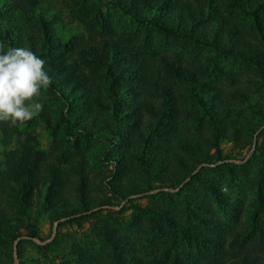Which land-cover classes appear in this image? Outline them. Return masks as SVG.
<instances>
[{"label":"rangeland","instance_id":"rangeland-1","mask_svg":"<svg viewBox=\"0 0 264 264\" xmlns=\"http://www.w3.org/2000/svg\"><path fill=\"white\" fill-rule=\"evenodd\" d=\"M182 1L196 5L204 0ZM242 1L235 0L233 6L232 0L222 2L226 16L235 24L249 22V18L243 15L237 17ZM8 6L23 26L27 39L40 36L45 23L52 31L54 41L61 42V48L54 54L55 59L87 77L89 82L105 83L101 77L102 65L95 59V48L101 50L114 43L126 50L130 59L137 61L144 70L141 76L143 85L138 90L143 129L151 123L161 122L156 118L160 110H170L164 107L168 99L166 90L173 92V108L177 114L175 118L167 112L165 122L171 134L162 140V149L154 152L167 157L168 165L161 176L163 179L173 176L176 187L162 186V182L168 184V179L161 184L160 181L154 182L151 189L143 185L141 168L137 171L128 168L126 176L114 182L116 164L110 154H122L124 148L115 149L111 137L104 133L83 135L76 125L67 123L64 115L68 107L71 111H78L79 106L73 100L71 104L65 101L63 91L51 87L42 90L43 111L22 125L10 126L0 122L2 173L8 171L30 147L43 165L48 162L59 164L57 157L64 154L66 158L60 166L66 169L71 181L65 190L69 203L58 197L55 208L41 207L44 194L42 196L34 190L32 219L22 216L26 222L12 230L18 237L12 244L13 264H74L75 258L79 260L80 255L86 253L100 261L106 248L102 234L114 228L117 233L142 245L145 262L150 264L152 257L161 255L165 247L163 240L168 235H160L163 233L150 223L149 208L170 203L177 210L182 209V204L192 208L196 203L213 207L215 202L210 187L220 189L226 202L236 204L237 209L234 213L218 209L213 215V219L225 222L228 228L222 251L206 250L207 258L221 259V264H238L246 249L241 252L237 239L246 236V227L252 224L259 190L264 199V43L258 35L250 27H243V41L256 45L260 53L249 58L205 47L182 35L166 34L143 18H134L120 8L118 0H0V12ZM0 43L7 48L1 34ZM167 63L187 68L217 87L224 93L225 100L235 107L234 121L226 124L219 140L207 144L213 137L212 129L201 121L200 107L187 82L179 77L173 79L170 72H166ZM179 135L199 141L207 161H202L203 155L192 159L185 154L177 142ZM177 157H182L185 164L179 165ZM79 163L85 164L83 170L88 177L87 194L91 203L88 207H80L76 202L73 209L78 211L76 214L56 221L52 213L57 207L64 209L63 206L75 203L76 190L72 184L78 178L73 169ZM153 168L155 171V166ZM4 176L0 172L1 182ZM112 184L117 190L132 194L116 196ZM12 195H3L0 206L10 213H19L14 205L18 200ZM176 216L182 223L179 231L190 237L187 242H194L192 237L207 235V232L199 233L201 229L187 214L179 212ZM29 221L37 229L38 238L28 236ZM186 221L192 225L188 227ZM103 227L106 229L102 232ZM20 241L24 242L18 258ZM2 248L0 244V251ZM249 248L252 253L258 250L253 245ZM0 259L2 264H9V256Z\"/></svg>","mask_w":264,"mask_h":264},{"label":"trees","instance_id":"trees-1","mask_svg":"<svg viewBox=\"0 0 264 264\" xmlns=\"http://www.w3.org/2000/svg\"><path fill=\"white\" fill-rule=\"evenodd\" d=\"M232 1L233 6L235 0ZM222 2L223 0H204L195 5L182 0H118V5L134 18H143L171 36L182 35L205 47L229 55L241 54L249 58L259 56L256 45L243 41L242 32L243 27H250L264 43V0H243L239 3L240 12L237 17L240 18L243 15L246 19L249 18V22L239 21L238 24L226 16ZM11 10L8 6L0 12L2 39L7 44L6 47L29 48L46 61L45 71L52 79L51 89L63 91L62 97L65 101L71 104L73 100L79 106L78 111H71V107H68L64 115L65 121L76 125L83 135H93L94 132L104 133L111 137L115 149L120 146L124 148L122 154H110L111 160L116 164L114 182L119 178L123 179L128 168L136 171L141 168L143 185L147 189H151L154 182L160 181L161 184L163 180L168 179V184L162 182V186L176 187L173 184V176L164 179L161 176L168 165L167 157L158 153L154 154L162 149V140L169 138L171 134L165 122L167 112L177 118L176 110L173 108V92L166 90L168 99L164 107L170 110L162 109L158 112L156 118L161 122L151 123L143 129L142 114L139 113L142 107L139 108L141 100H139L138 90L143 85L141 76L144 70L137 61L130 59L126 50H122L123 48L114 43H110L108 47L104 46L101 50L95 48V59L102 65L101 77L103 76L105 83L102 85V83L89 82L87 77L74 69H68L55 59L57 56L54 54L61 48V42L54 41L53 33L45 23L42 25L40 36L27 39L23 26L18 23ZM111 50H113L112 53H110ZM167 64L166 72H170L173 79L179 77L187 82L190 93L200 107L201 121L211 127L213 137L207 141V144H211L213 140H219L226 124L234 121L235 107L225 100L224 93L220 89L198 78L187 68ZM177 142L180 149L192 159L203 155L202 161H207L206 152L199 141L179 135ZM36 155L29 147L8 171L2 173L0 170L3 176L5 174L3 182L0 180V200L5 194H13L12 196L18 200L14 205L19 213H10L0 206V244L3 246L0 258L9 256V264H13L12 244L18 238L12 230L26 222L22 216L32 219L34 190L42 196L44 194V202L41 205L43 208L45 206L55 208L54 203L58 197L62 199V202L68 201L65 198V190L71 181L66 169L60 166L66 158L65 155L60 154L57 157L59 164L48 162L46 165L41 164L40 158ZM177 158L179 165L185 164L182 157ZM84 165L79 163V166L73 169L78 178L72 184V188L76 190V197H73L75 203L63 206L64 209L57 207L52 213L54 220L76 214L78 211L73 210L76 202L80 207H88L91 203L87 194L88 177L84 174ZM191 172L192 170L189 174ZM195 178L197 176H194ZM112 186L116 196L126 197L132 194V192L117 190L113 184ZM259 191L260 197L251 217L252 224L246 227L247 235L239 236L237 239L241 252L246 249L238 264H264V199L262 191ZM210 193L215 202L213 207L196 203L192 208L182 204V209L177 210L173 205L171 207L172 203H170L163 206L152 205L149 208L150 223L163 233L160 235H168V238L163 240L165 247L163 246L161 255L152 257L150 264H221V259L212 256L207 258L209 255L206 252V250L214 251L215 249L222 251L228 228L225 222L213 219V215L218 209L234 213L237 205L227 203L225 194L216 187H210ZM179 212L194 219L197 228L201 229L199 233L207 232V235L192 237L194 242H187L186 240L190 237L179 231L182 228V223H179L176 216ZM29 224L28 236L38 238L37 229L31 225L30 221ZM186 224L188 227L192 225L190 221H186ZM105 229L103 227L102 232ZM102 240L106 242V248L100 261L92 259L91 255L86 253L83 256L80 255L79 260L75 258L74 264H147L144 247L141 248L142 245H138L128 236L117 233L115 228L105 230ZM23 242L18 243V258H20ZM250 245L258 248L259 251L252 253ZM202 246L207 247L202 250ZM0 264H2L1 259Z\"/></svg>","mask_w":264,"mask_h":264},{"label":"clouds","instance_id":"clouds-1","mask_svg":"<svg viewBox=\"0 0 264 264\" xmlns=\"http://www.w3.org/2000/svg\"><path fill=\"white\" fill-rule=\"evenodd\" d=\"M45 63L29 48L0 43V122L22 125L43 111L42 90L52 84Z\"/></svg>","mask_w":264,"mask_h":264}]
</instances>
